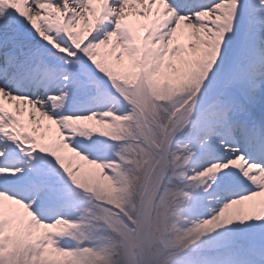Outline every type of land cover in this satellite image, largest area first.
I'll return each mask as SVG.
<instances>
[{"label":"snow or ice","instance_id":"6c2138e0","mask_svg":"<svg viewBox=\"0 0 264 264\" xmlns=\"http://www.w3.org/2000/svg\"><path fill=\"white\" fill-rule=\"evenodd\" d=\"M137 47L202 63L190 136L197 171L222 167L200 196L231 207L257 191L244 169H264V0H0V191L36 214L68 195L57 158L37 143L57 134L48 118L72 115L107 82L85 50L118 60ZM206 242L214 254L189 249L179 264H264V217H237Z\"/></svg>","mask_w":264,"mask_h":264},{"label":"rangeland","instance_id":"374dc122","mask_svg":"<svg viewBox=\"0 0 264 264\" xmlns=\"http://www.w3.org/2000/svg\"><path fill=\"white\" fill-rule=\"evenodd\" d=\"M73 43H80L78 36H74ZM85 52L95 62V50L89 48ZM122 54L118 60L99 58L102 63L99 61L95 64L113 86L128 96H132V99H136L138 102L144 101L141 98V91H144L148 99L145 102L149 104H145V107L149 115L156 120L155 127L160 124L161 129L158 130L159 133L156 131V137L161 142L162 137L159 135L168 130L166 128L167 121H172L171 117L179 115L180 112L182 113L196 104L192 103L197 99L200 83L194 84L193 78L196 76L193 75L186 78L184 74L190 72L192 70L191 67L194 68V65H198L200 61L186 60L178 63L167 58H154L151 55H146L138 47L134 49L127 48ZM110 62L113 63L114 68L107 65ZM100 63L103 64V67ZM146 64H148L146 71L150 78L143 77L138 79L137 75L142 72V68ZM120 70L123 72H120ZM139 81L147 85L141 87ZM149 84L152 88L151 92ZM100 90H103V96L98 95V93H101ZM107 93L110 92L104 89L103 84L97 85L95 95L84 97L73 106V111L86 110L90 112L91 117L88 122L82 121L84 118L80 119L72 117V115L63 116L54 122L49 117V126H54L57 134L48 142L39 141L37 143L41 149H47L56 158L61 155L67 158V162L69 161L68 159H71L69 161L70 165L66 163L60 164L58 159L57 163L60 164L63 170H65L63 165L67 169L76 166L79 171V177L82 176L85 179L88 177L91 181V185L88 187L96 189L98 193H101L109 201L123 205L120 194L128 196L127 202L131 197L134 198L131 195L135 194L137 202H139L145 192V181L134 180L133 183L136 186L135 190L132 191L126 186L130 180L129 174H120L117 172L119 171V168H117L119 164H114L120 162V160L114 162V159L119 156V150L114 149L115 151L109 152L103 148L100 141L91 139L92 136L99 135L104 137L121 136V126L112 121L114 119L112 116L118 110L121 111V106H119L120 104L113 106L114 104L110 103ZM164 93L168 94L169 97L176 93L177 101L171 104L173 111L161 98V94ZM169 100L173 101V99ZM52 102L54 108L60 107L62 97H52ZM119 102L121 103V101ZM163 110H171V114L167 115ZM158 119H165L166 121L162 122V120L159 121ZM163 123L166 124L164 125ZM188 123L187 129L190 121ZM132 124L134 125L133 122ZM106 129H108L109 134ZM187 129L180 134L170 148V152L174 157L179 159L183 156L184 158L182 159V166L177 171L178 185L168 187L166 193H163V197L156 203L154 208L152 228L148 231L143 245L149 264H155L152 261V255H154L153 245L163 239L170 231L176 232L180 242L192 249H197L207 247L206 238L216 232L217 229L222 228L226 223L234 222L237 217L254 216L257 219L264 217V174H260V172L258 174L246 173L249 179L258 183L257 191L252 192L248 197H241L239 201L232 202L231 207H221L220 198L212 197L209 199L208 197L202 198L200 196L201 190L206 193L211 186L209 181H212L213 176L210 175V172L216 169V165L211 169H207L204 173L197 171L201 161L194 156L196 148L194 146V137L190 136L192 129L190 131H187ZM186 134L187 137H185ZM131 135L133 137L132 140H129L132 143L131 163L143 169V165L151 160V157L145 146L138 143L140 138H143V130L139 123L135 124V130H133ZM76 151H79V153ZM107 157L111 158L106 159ZM193 160L195 161L194 165L199 163L196 167H192ZM233 166L237 167L238 165L233 163ZM185 174L191 177V181L196 178L200 187L198 188L200 192L196 193L195 197L185 194V197H188V202H195L196 207V211L189 213V215H193L199 220L190 224L185 223L186 221L184 222L180 213L173 212L174 201H177L176 196L177 192H179L177 188L181 184V179L187 181V185H191L189 177L184 179ZM97 184L99 186L95 188L94 185ZM66 189L68 195L61 202L47 207L46 211L42 209L39 214L30 210V204H25L21 200H13L11 196H6L3 191H0V264H19V262L24 264H101L98 261L90 260V258L104 255L103 249L93 248L86 250L84 248L87 246L82 247L80 243L71 238V233L75 237L78 231L80 223H77V221L81 217L80 206L78 207V204H75L77 200L75 195L79 198L82 195L79 194L80 192L74 195L70 192V189ZM201 198L204 203L201 202ZM84 201L87 203L88 199L86 198ZM133 202L134 205L137 203L134 200ZM50 212H54V216L55 212L56 215L61 212V216L54 221L44 220ZM102 214L106 215L105 213ZM170 216L171 222H179V224L168 225ZM110 222L116 229H120V226H117L118 223H114L113 220H110ZM215 251L216 249H208L206 253L208 252V255H212ZM201 252H205V250ZM129 256L130 259L121 263L137 264L139 262V260H135L137 258L135 251ZM105 263L112 264L114 261L105 260Z\"/></svg>","mask_w":264,"mask_h":264},{"label":"trees","instance_id":"16d2710c","mask_svg":"<svg viewBox=\"0 0 264 264\" xmlns=\"http://www.w3.org/2000/svg\"><path fill=\"white\" fill-rule=\"evenodd\" d=\"M161 95H162L161 98L164 99L166 104H168V107L173 111L171 104L177 101L176 93L170 97L168 96V94H165V93ZM169 99H173V101H170ZM171 110H163V111L166 112L167 115H170ZM134 117L135 118H128L127 120L123 121L121 124L120 134L121 136L122 135L125 136L126 140L133 139L131 134L133 133L134 126H132L129 121H135V122L139 121V118L136 115ZM160 120H162V122L166 121L165 119H160ZM171 122L172 121H169V122L167 121L168 127L170 126ZM163 124H166V123H163ZM127 136H129L128 139H127ZM118 146L120 148H124L127 150L125 155L129 153V150H131L129 141L124 144L118 143ZM148 153L150 154L151 160H149L145 165H143L144 166L143 169H140L139 166H135L134 164H132L131 158L129 159L130 163L125 166L124 173L129 174L130 176L129 183L131 184L130 185L128 183L126 184V186H128L132 191L135 190V186H136V184L133 183L134 180L137 179V180L145 181V188H147L150 182L153 169L157 163V158L156 157L154 158L153 155L149 151ZM131 154H132V151H131ZM168 173H169L168 174V179H169L171 176V169L168 171ZM80 179H81V184L85 186L83 188L90 189L88 186L91 185V181L88 179V177L87 179H85L81 176ZM94 186L96 188V186H99V185L97 184ZM90 190L93 191L92 195L94 196V198L92 196H88L84 194L83 190H81L82 192L80 191L79 193L82 195V197L80 198L81 202H83L84 199L86 198H88L89 200H88L87 212L86 211L84 212V217L80 221V224L82 225V227L78 233V236L89 243H94L95 248L103 249L104 255L102 256L98 255V256L91 257L90 260L98 261L101 264H104L105 260L114 261V263L112 264H123L121 262L122 261L126 262L125 260L130 259L129 255L133 253L134 242H135L134 227H132L129 220L125 216H123L122 213L118 209L113 208L111 206V205H116L117 203L109 201L106 197L102 196L101 193H98L96 189L94 188ZM164 190H165V187L162 190L160 198L163 197ZM119 196H120V199H122L123 205H120V204L118 205L121 206L123 209H125L124 211H126L128 214L132 216L133 222L135 223V219H136L137 212H138L137 209L135 213L132 210L133 207L138 203L135 197V194L131 195L134 198L131 197V199L128 202L126 201L128 199V196H125L124 194H120ZM96 199L104 201L107 204H101L97 202ZM133 200L137 202L135 205H134ZM83 204L86 206V203H83ZM124 206H127V207H124ZM173 208L174 210L175 208L176 210L178 209L179 212H181V214L184 216V209H185L184 203L181 204L175 201ZM102 213H105L106 215H103ZM170 219L171 218L168 219V225L170 224L176 225V222H171ZM110 220H113L114 223H118L117 226L118 227L120 226V229L119 230L116 229L111 224ZM189 249H191V247L187 246L186 244L178 240V236L176 232L170 231L169 234H166V236H164L163 239L159 240L153 245V253H154L153 260L157 262V264H179V259L181 255L186 250H189ZM197 249L201 251L203 247H200ZM170 253H173V254L169 255ZM19 264H24V263L19 262Z\"/></svg>","mask_w":264,"mask_h":264},{"label":"bare ground","instance_id":"6f19581e","mask_svg":"<svg viewBox=\"0 0 264 264\" xmlns=\"http://www.w3.org/2000/svg\"><path fill=\"white\" fill-rule=\"evenodd\" d=\"M54 108V107H53ZM189 116H190V112H184L182 114V116L177 120V122L175 123L174 129L172 130V133L167 137L166 142L164 144V146L162 147H157L156 146V151L157 153L160 155L161 157V163H160V168H159V172H158V176L155 180V184L153 185V187L151 188V190H149L147 196H146V201L143 204L142 207V218L143 221L140 223V231H139V241L138 244L142 245L144 244V241L147 237L148 231H149V227H150V220H151V216H152V210L154 208V203L156 200V197L158 196L159 192H160V188L162 186V182L165 176V170H166V166H167V159H166V147L169 146L170 142L177 137L179 134H181L189 121ZM88 118V117H87ZM86 117H84V119H82V121L86 122ZM81 121V122H82ZM83 123V122H82ZM238 162H242L241 165H239L242 169H243V161L242 160H237V161H233L232 163L237 164ZM219 165H216V169L212 172H210V175L214 177L216 171L221 167H217ZM245 173H254V174H258L260 172V174H263L262 171L263 170H258L256 167H254V165L249 166L247 169H244ZM252 170V171H251ZM251 180V179H250ZM252 183L254 185H256V187L258 186L257 182H254V180H251ZM197 220V219H195Z\"/></svg>","mask_w":264,"mask_h":264}]
</instances>
